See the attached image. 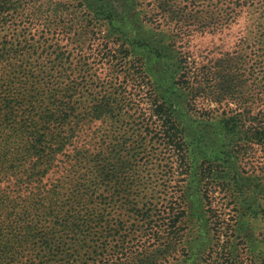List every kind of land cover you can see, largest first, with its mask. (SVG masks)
Segmentation results:
<instances>
[{
	"label": "trees",
	"instance_id": "16d2710c",
	"mask_svg": "<svg viewBox=\"0 0 264 264\" xmlns=\"http://www.w3.org/2000/svg\"><path fill=\"white\" fill-rule=\"evenodd\" d=\"M174 2L0 0V264H242V218L264 221L243 77L264 65L224 54L186 76L177 44L243 17L240 44L263 47L264 0ZM214 182L240 207L228 235ZM243 253L264 264V237Z\"/></svg>",
	"mask_w": 264,
	"mask_h": 264
},
{
	"label": "rangeland",
	"instance_id": "374dc122",
	"mask_svg": "<svg viewBox=\"0 0 264 264\" xmlns=\"http://www.w3.org/2000/svg\"><path fill=\"white\" fill-rule=\"evenodd\" d=\"M174 3H180L182 5L188 4L191 0H174ZM244 18L239 17L236 22L232 24L229 28H224L221 31H209L206 30L204 32L192 33L186 35L182 41L177 44V48L181 50L183 54V70L181 73H186V76H190L194 71V66L196 67L207 65V62L211 59L217 60L222 57L224 54H235V53H244L246 52L248 56L253 58L249 63V66H254L259 70L258 66L264 65V57L257 58L256 56L264 55V46H255L253 43L242 45L240 44V40L243 36V27H244ZM262 47V49H261ZM221 65H225V63H219ZM264 68V66L262 67ZM191 73V74H190ZM257 77V72L255 75L250 78V76L246 75L245 79H248V89L247 92L249 95L258 96L259 100L255 103L254 108H256L255 112L257 113L260 108H264V82H258L261 77L258 79H253ZM229 99L223 100L221 102L209 101L200 99L196 103V107L198 110H213L217 113L229 112L230 110L236 108V105L233 101H228ZM243 164L245 166L244 170H255L261 175H264V146L258 144H251L248 147L247 155L244 157ZM250 172V171H249ZM209 187V194L212 197L211 206L218 211L221 217L222 224L224 223L225 230H223V235L231 234L232 230L238 227H235V224L239 221L238 211L240 207L235 206V202L226 194V192L221 191L223 186H217L214 182ZM252 215H247L245 218H242L243 226H247L252 229L254 233V237L256 240L264 237V221L263 218L259 220H253L251 218ZM234 227L231 229L232 225ZM234 230V232H235ZM227 237V236H226ZM253 242L249 241L246 245H241L239 249H237V253H242L241 257H239V262L242 264H259L258 255H250L247 253H243V250L249 249ZM223 245V244H222ZM252 250V249H251ZM264 257V254L261 258Z\"/></svg>",
	"mask_w": 264,
	"mask_h": 264
}]
</instances>
